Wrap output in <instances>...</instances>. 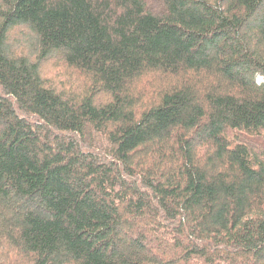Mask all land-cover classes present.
Wrapping results in <instances>:
<instances>
[{"label":"trees","instance_id":"trees-1","mask_svg":"<svg viewBox=\"0 0 264 264\" xmlns=\"http://www.w3.org/2000/svg\"><path fill=\"white\" fill-rule=\"evenodd\" d=\"M0 264H264V0H0Z\"/></svg>","mask_w":264,"mask_h":264},{"label":"rangeland","instance_id":"rangeland-1","mask_svg":"<svg viewBox=\"0 0 264 264\" xmlns=\"http://www.w3.org/2000/svg\"><path fill=\"white\" fill-rule=\"evenodd\" d=\"M42 73L46 79H49L55 85L61 87V90L67 91L69 89V85L72 83V80L78 77V75L73 72V70L65 67V65L57 59H52L48 62H45L43 64ZM138 85L143 88L142 82L137 84V87Z\"/></svg>","mask_w":264,"mask_h":264}]
</instances>
